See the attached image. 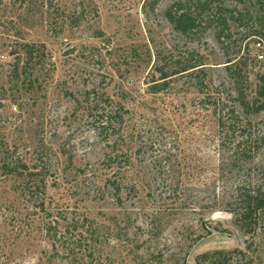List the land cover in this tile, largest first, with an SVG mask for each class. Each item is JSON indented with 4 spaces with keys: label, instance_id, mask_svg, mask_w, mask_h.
Instances as JSON below:
<instances>
[{
    "label": "rangeland",
    "instance_id": "obj_1",
    "mask_svg": "<svg viewBox=\"0 0 264 264\" xmlns=\"http://www.w3.org/2000/svg\"><path fill=\"white\" fill-rule=\"evenodd\" d=\"M171 1L159 0L151 12L149 4L143 8L145 0H28L23 5L4 0L0 5V157L14 152L43 172L50 213L46 218L20 195V181L0 171V264H66L45 235L53 219L61 233L73 221L87 219L97 226V238L74 250L76 264H133L136 244L142 242L144 249L162 254V264H196L204 253L243 250L245 241L251 244L252 264H264V226L247 236L224 212L229 170L222 172L221 162L229 145L239 141V127L247 128L246 120L239 111L234 135L224 140L209 104L237 109L227 61L243 67L244 88L254 90L256 76L264 73V60H257L264 55V38L249 42L243 39L245 28H234L221 43L213 22L181 36L163 15ZM246 8L255 11L258 4L252 0ZM251 25L260 31L256 22ZM25 44L45 47L31 82L11 73L15 62L23 63ZM154 50L170 62L191 52L201 57L204 94L196 89V75L174 78L165 91L151 93ZM92 90L122 106L124 135H138L135 147L146 153L139 158L160 181L165 178L149 197L141 189L136 197L128 193L136 181L135 161L118 176L126 187L120 201L103 189L110 175L101 168L105 143L76 105ZM249 121L251 131L264 133V113ZM254 163L264 165V149Z\"/></svg>",
    "mask_w": 264,
    "mask_h": 264
},
{
    "label": "trees",
    "instance_id": "obj_2",
    "mask_svg": "<svg viewBox=\"0 0 264 264\" xmlns=\"http://www.w3.org/2000/svg\"><path fill=\"white\" fill-rule=\"evenodd\" d=\"M159 0H145L144 10L149 4L150 12L153 11ZM252 0H172L170 5L163 12L164 18L171 26L172 30L181 36H191L198 32L204 22L215 23L213 28L216 31V38L223 43L231 38L234 28H245L243 39L264 38V0H255L258 9L249 11L246 3ZM4 0H0V5ZM14 3L23 5L28 0H13ZM150 2V3H149ZM240 7V9H239ZM261 11V12H260ZM253 22L259 25V30L253 29ZM255 42V41H254ZM260 41H256L255 43ZM253 43V45L255 44ZM261 44V43H260ZM23 63L13 64L12 74L22 76L31 82L37 67L42 64L45 57V47L43 44H25L23 47ZM150 56V55H149ZM154 63L152 65L153 76L156 83L152 85L151 93L158 94L165 91L171 80L181 76L201 75L205 64L201 57H194V52L185 54V59L168 61L161 53L154 50ZM227 76L233 87L232 103L237 109L224 107L223 103H209L213 106V114L217 117V127L223 131L224 140L235 133L234 128L239 123L238 112L244 115L247 128H241L240 139L236 144L229 145V154L222 161V172L228 171L225 175L226 190L224 196V212L233 218L234 225L245 235L254 237L256 231L264 226V165L255 164V157L264 149V133L259 134L251 131L249 118L264 113V73L256 76L254 90L246 92L244 83L247 75L243 72L240 64L225 62ZM195 84L199 94L203 93V80L196 77ZM76 102V101H75ZM77 106L85 110V117L93 130L102 135L105 143L104 157L101 163L103 170L109 171L110 175L105 179L103 189L108 190L116 201H120L122 190L126 187L122 179L118 176L125 170L138 166L136 181H132L128 188V193H133L136 197L141 189L147 197L154 191L155 187L166 183L162 178L148 171V165L139 156H145L141 148L136 149L133 135H124V122L126 112L122 106L106 96L104 92L100 96L94 90L85 93L82 101H77ZM150 145V144H149ZM151 146V145H150ZM151 148V147H150ZM132 149H134L132 151ZM15 153H9L0 157V171L6 177H11L20 181L19 193L25 197L27 202H31L39 208L40 212L50 216L49 209L45 206V191L47 178L42 171L29 168L21 158ZM1 156V155H0ZM144 158V157H142ZM255 164V165H254ZM243 165H254L245 168ZM241 166V167H240ZM252 174H257L254 178ZM218 180V179H217ZM159 182V183H158ZM103 199V194L99 195ZM143 215V210L138 209ZM136 213V220L139 218ZM94 222L84 219L83 221H73L69 228L64 229V233L59 231L58 221L48 223L44 228L45 235L52 241V247L57 244L66 264H76L74 250L79 249V245L86 240L97 238V226ZM70 229L72 231H70ZM96 241V240H93ZM250 243L245 241L243 250L215 251L204 253L196 257V264H252L249 257ZM137 250L132 258L133 264H162L161 253L150 249H144V243L136 244Z\"/></svg>",
    "mask_w": 264,
    "mask_h": 264
},
{
    "label": "built area",
    "instance_id": "obj_3",
    "mask_svg": "<svg viewBox=\"0 0 264 264\" xmlns=\"http://www.w3.org/2000/svg\"><path fill=\"white\" fill-rule=\"evenodd\" d=\"M254 47L256 48V49H258V48H261V44H260V42L258 43H255L254 44ZM257 60L258 61H263L264 60V55L263 54H260V55H257Z\"/></svg>",
    "mask_w": 264,
    "mask_h": 264
}]
</instances>
